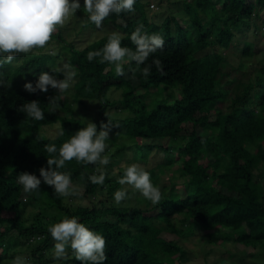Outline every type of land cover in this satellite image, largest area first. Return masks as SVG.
<instances>
[{
  "label": "trees",
  "instance_id": "trees-1",
  "mask_svg": "<svg viewBox=\"0 0 264 264\" xmlns=\"http://www.w3.org/2000/svg\"><path fill=\"white\" fill-rule=\"evenodd\" d=\"M146 4L135 0L134 11L110 15L122 46L135 50L130 37L140 24L149 35L157 33L165 40L163 49L151 54L144 65L125 58L124 71L137 75V86L117 76L113 64L100 63V58L87 60L88 52L102 49L111 33L81 48L64 43L58 33L63 45L54 53L36 48L38 54H20L11 63L0 64V80L11 85L0 86V264H12L17 255L26 257L27 264H81L70 248L66 258H54V241L47 229L64 216L77 217L106 238L104 264H183L186 251L178 239L194 233L203 232L210 244L231 242L255 248L264 243V66L246 73L242 90L231 93L222 83L226 60L219 53L229 47L230 26L240 30L245 20L256 19L261 12L264 28V0H180L184 17L168 13L159 21L148 20ZM116 17L124 19L116 22ZM59 49L77 71L71 102L95 100L98 131L102 121L109 122L110 132L134 138L121 142L107 156L126 159L129 153L128 162L149 171L163 194L159 204L153 205L140 192L132 204L114 203L124 168L110 174L105 165H84L75 159L60 171L70 173L80 190L78 197L57 196L42 178L37 192L24 193L18 174L27 171L40 177L39 169L47 167L49 158L45 145L59 149L86 126L71 114H61L67 102L58 90L49 87L46 93H29L23 87L26 82L35 85L42 71L63 79L62 73L52 72L58 69ZM255 52L254 42H243L241 56ZM4 58L0 56V61ZM154 59L161 61L162 72ZM145 65H152L147 78L142 75ZM111 87L120 91L121 98L106 96ZM135 88L139 92L132 114L110 116L107 109L126 105L124 95ZM50 96L57 98L55 105ZM32 100L39 101L44 120H33L21 110ZM220 104L223 109L217 107ZM17 121L27 126V138L18 134ZM53 123L64 130L55 140L40 131ZM186 123L191 126L183 135ZM97 167L105 171L103 185L89 180ZM83 197L88 198L87 204L79 202ZM24 245L28 250L23 251ZM258 249L264 255V247ZM256 253L246 252L251 258Z\"/></svg>",
  "mask_w": 264,
  "mask_h": 264
},
{
  "label": "clouds",
  "instance_id": "clouds-1",
  "mask_svg": "<svg viewBox=\"0 0 264 264\" xmlns=\"http://www.w3.org/2000/svg\"><path fill=\"white\" fill-rule=\"evenodd\" d=\"M134 5L135 0H84L83 9L88 14L89 21L97 28H101L103 22L111 14L132 12ZM80 8L79 0H0V56L5 57L0 64L11 63L20 54H28L33 49L45 47L58 26L63 27L70 15L75 14ZM130 39L135 45L134 51L122 46L121 35L112 32L108 35L107 43L102 49L88 52L87 60L91 62L95 58H100V63L113 64L116 75L123 76L125 75L123 64L126 62V57L138 66L144 65L149 56L163 49L165 44L162 35L157 33L149 35L144 31L143 24L135 28ZM153 64L158 71H163L159 59H154ZM151 67L152 65L143 67L142 75L145 78L150 75ZM52 72L62 73L63 79L42 71L35 85L32 82H26L24 89L29 93L38 91L46 93L51 87L63 94L71 88L77 75L76 69L70 63H65ZM0 86L11 87L4 80H0ZM48 99L53 105L57 103L55 96H50ZM20 108L33 120L45 119L44 111L40 108L38 100L23 104ZM86 121V126L79 128L70 139L61 144L59 149L55 144L45 145L49 158H47V167L42 166L39 169L40 177L27 171L18 174V183L22 185L24 193L37 192L40 189L42 178L45 184L52 187L57 196L78 197L80 190L78 186L73 185L70 173L60 171L65 163L75 159L84 165L109 164L110 158L104 155L107 148L106 140L111 128L109 122L102 121L98 131L94 122L88 119ZM57 130V134L51 136L50 139L55 140L64 135L61 125H57ZM57 152L58 155H56ZM95 173L89 176V180L93 184L103 185L106 179L104 169L97 167ZM118 183L122 186L129 185L139 191L153 205L159 204L163 198L160 188L152 183L149 171L140 164L132 163L124 166L123 176ZM126 198L125 188L115 191L116 204H120ZM47 230L54 241V258L56 259L66 258L69 248L81 264H104L108 259L106 238L79 222L75 216H64L59 222L50 224ZM12 264H27V258L17 255L12 260Z\"/></svg>",
  "mask_w": 264,
  "mask_h": 264
},
{
  "label": "rangeland",
  "instance_id": "rangeland-1",
  "mask_svg": "<svg viewBox=\"0 0 264 264\" xmlns=\"http://www.w3.org/2000/svg\"><path fill=\"white\" fill-rule=\"evenodd\" d=\"M146 2L145 11L148 20L159 21L162 17L169 14H174L176 16L184 17V12L181 9L180 0H142ZM81 8L73 15H70L63 27L57 28V31L52 35L51 40L45 47L41 49L42 52H52L54 53L58 46H62V42L59 43V39L56 37L58 33L62 37L64 43L72 44L75 48H81L90 41L100 37L103 34L117 32L116 28L111 22L110 16L103 22L101 28H97L93 23L90 25L87 23L89 21L88 14L83 9L84 0H79ZM263 14L260 12L255 19L254 17L245 20L242 29H235L232 26L233 31L232 39L230 40L228 49L221 50L219 53L225 56V65L221 68L225 75L223 77L222 83L224 86L230 88L231 93L240 92L243 86V77L246 73L253 74L255 70L260 66H264V28L262 25ZM124 17H116L114 21L120 22ZM255 26H258L255 28ZM244 41H252L255 44V55L246 57L240 55V49ZM56 47V49L54 48ZM39 51L33 49L27 55L38 54ZM63 52H60L58 57V68L62 67L66 62L64 61ZM198 54H201L200 52ZM238 59L242 60L243 64L238 63ZM243 66V67H242ZM245 68L244 70H242ZM264 75V72H263ZM123 77L131 84V86H137L139 79L137 75L130 74L127 70ZM264 80V79H263ZM255 87V84H253ZM252 86V87H253ZM253 87V88H254ZM257 89V88H256ZM254 89V90H256ZM139 92V88H135L131 93L124 95L126 99V105H117V107L111 106L107 109V113L110 116L126 117L134 110L133 106L136 105V95ZM120 91L111 87L106 92V96L110 99H119ZM71 88L65 93L61 94V98L66 101L67 108L61 111L64 115H73L77 117L82 122L87 123L86 119L95 121L97 115V102L95 100L82 99L81 102H71ZM132 101V102H131ZM130 105L131 107H129ZM77 106V107H76ZM123 106V107H122ZM217 107L223 109V106L217 105ZM254 107V106H253ZM255 108V107H254ZM257 112L256 110H254ZM60 113V111L58 112ZM264 114V111H263ZM190 123H186L182 127L181 133L187 134L189 132ZM41 133L47 137H51L57 132V124L53 123L50 125L41 126ZM17 132L21 137L27 138L29 136L27 131V126L23 122L17 121ZM134 140V138L124 139L120 138L118 135L109 131V137L106 140L107 148L104 155L113 152V150L123 141L129 142ZM139 142V139L136 138ZM130 143V142H129ZM132 152L137 153V148L132 149ZM129 153L126 155V159H129ZM125 158H111L109 164L105 165L109 173H115L116 170L124 168V166L137 163L128 162ZM148 163V162H147ZM166 180V176L162 178ZM121 188L130 190L127 192V198L121 203L132 204L133 199L136 198V194L139 191L134 190L129 185H121ZM132 189V190H131ZM81 204H87L88 198L83 197L79 199ZM112 201L115 203L114 199ZM177 219L179 216L176 217ZM202 233H194L192 235L181 236L178 241L184 247L186 251V260L183 264H264V255L259 254L258 248L264 247V243H259L255 248H251L242 245L240 243L232 244L231 242H225L223 244H210L205 241ZM264 237V236H263ZM259 239V238H257ZM36 239H32L30 242H35ZM29 242V243H30ZM23 251L28 250L27 246L22 247ZM54 249V248H53ZM52 249V251H53ZM258 249V250H257ZM246 252H257L254 257H249Z\"/></svg>",
  "mask_w": 264,
  "mask_h": 264
}]
</instances>
